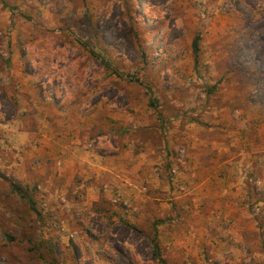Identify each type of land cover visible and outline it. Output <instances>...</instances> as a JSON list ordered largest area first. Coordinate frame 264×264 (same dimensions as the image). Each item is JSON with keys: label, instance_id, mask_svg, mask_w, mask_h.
<instances>
[{"label": "rangeland", "instance_id": "1", "mask_svg": "<svg viewBox=\"0 0 264 264\" xmlns=\"http://www.w3.org/2000/svg\"><path fill=\"white\" fill-rule=\"evenodd\" d=\"M196 138L255 164L237 211L193 193ZM259 160L264 0H0V264H264Z\"/></svg>", "mask_w": 264, "mask_h": 264}, {"label": "crops", "instance_id": "2", "mask_svg": "<svg viewBox=\"0 0 264 264\" xmlns=\"http://www.w3.org/2000/svg\"><path fill=\"white\" fill-rule=\"evenodd\" d=\"M153 134H150L148 136V143L151 153L154 154L155 152L159 151L158 147L160 148L161 145L165 146V143L162 140V143L160 144V137L158 135L157 138L153 139L151 137ZM151 138L153 139V141H151ZM72 141L71 142L73 143V145H66V147L69 146L70 148H72L71 150H69V153L71 154L70 163L72 164V166L83 164L84 167L82 172L87 171L84 169L85 167H89L90 169H94L92 170V174L94 173V171H96L94 177H97L99 175H107V171L111 170L116 174L117 171H120L122 169L121 162L123 161L110 160V162L114 163V166L111 167L106 165L105 163H101V160L99 159L92 161V158L90 157V159L86 160L87 157H83V155H80V153H78V145L75 143V139H72ZM209 147L210 146H208L207 142L198 138H196V140H192V144L189 147V158L186 167L190 169L189 173L192 177V182H194L192 191L193 193H196L198 191H202L204 188H208L206 186H210L209 188L213 193L212 195L218 196L220 203H223L222 201H224L225 199L227 201V204L230 205L231 210L237 211L239 209V207H237L238 201L244 199L245 194L247 193L244 175H246L251 166L255 164L245 159V151L240 150L237 154L227 156L226 153L228 150L226 152H222L221 154H219V152L215 154V152H213V150H210ZM214 147L215 149H218V151H221V148H218L217 146ZM84 152V155L86 156L88 152ZM94 157L97 158L95 155ZM150 159L151 158H148V160L142 162L139 161L137 157H135L133 160L134 162H136V164L132 167H135V169L138 170L147 163H154V160ZM86 161L88 162V164L86 163ZM258 162L260 166L264 163V160H259ZM121 181V177L115 178L116 185H118L117 182H120V185H124V183H122ZM224 193H227L228 196H222ZM218 207L221 209L223 205L218 204Z\"/></svg>", "mask_w": 264, "mask_h": 264}, {"label": "trees", "instance_id": "3", "mask_svg": "<svg viewBox=\"0 0 264 264\" xmlns=\"http://www.w3.org/2000/svg\"><path fill=\"white\" fill-rule=\"evenodd\" d=\"M199 40H200V36L196 35L194 37L193 44H192L195 57H197V54L199 51ZM13 190L15 193H17L21 198H23L29 204V208L32 211L37 212V214H39V212L35 206V200L31 194L26 193L25 189L21 188L20 186L13 187ZM156 224H157V222H156ZM152 231H153V233H152L153 235L151 237L152 246L154 248V251L156 252L158 259H160V261L163 262L164 260L162 258H160L161 256L159 254L160 251H159V242L157 239V225L154 224ZM50 251L53 252L52 246L50 247ZM49 264H58V263L56 262L55 259H50Z\"/></svg>", "mask_w": 264, "mask_h": 264}, {"label": "built area", "instance_id": "4", "mask_svg": "<svg viewBox=\"0 0 264 264\" xmlns=\"http://www.w3.org/2000/svg\"><path fill=\"white\" fill-rule=\"evenodd\" d=\"M171 171V173H175V169H172V170H170Z\"/></svg>", "mask_w": 264, "mask_h": 264}]
</instances>
